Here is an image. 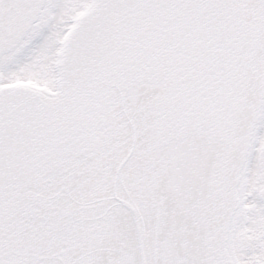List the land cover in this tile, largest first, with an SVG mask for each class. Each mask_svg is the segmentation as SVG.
Segmentation results:
<instances>
[{
  "label": "snow or ice",
  "instance_id": "obj_1",
  "mask_svg": "<svg viewBox=\"0 0 264 264\" xmlns=\"http://www.w3.org/2000/svg\"><path fill=\"white\" fill-rule=\"evenodd\" d=\"M0 264H264V0H0Z\"/></svg>",
  "mask_w": 264,
  "mask_h": 264
}]
</instances>
